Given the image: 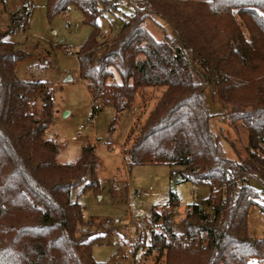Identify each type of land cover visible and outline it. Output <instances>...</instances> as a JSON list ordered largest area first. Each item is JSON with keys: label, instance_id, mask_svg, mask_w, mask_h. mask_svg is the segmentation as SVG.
I'll list each match as a JSON object with an SVG mask.
<instances>
[{"label": "trees", "instance_id": "trees-1", "mask_svg": "<svg viewBox=\"0 0 264 264\" xmlns=\"http://www.w3.org/2000/svg\"><path fill=\"white\" fill-rule=\"evenodd\" d=\"M119 2L48 0V12L74 5L93 26L78 58L94 103L105 99L120 113L140 90L165 88L126 146V164L181 166L183 181L211 188L205 204L212 214L193 204L182 219L185 241L171 226L177 195L170 194L169 213L152 211L166 230L153 233L146 254H166V264H264V238L248 231L251 207L264 211L251 185L257 178L264 186V0H135L134 13L105 40L108 31L98 29V19ZM25 11L13 13L9 30L0 31V264H110L93 258L92 247L104 236H92L88 228L95 224L84 220L82 204L71 197L88 174L87 186H99L94 146H84L75 162H58L59 149L46 138L54 120L52 92L43 81L16 77L27 52L5 36L25 25ZM148 11L173 25L175 41L158 40L144 27ZM116 75L120 82L112 80ZM206 84L218 88L229 118L246 125L247 160L224 154L210 125ZM255 85L252 99L242 100V88ZM81 225L86 229L78 233Z\"/></svg>", "mask_w": 264, "mask_h": 264}, {"label": "rangeland", "instance_id": "rangeland-1", "mask_svg": "<svg viewBox=\"0 0 264 264\" xmlns=\"http://www.w3.org/2000/svg\"><path fill=\"white\" fill-rule=\"evenodd\" d=\"M135 3V0H120L116 11L105 12L98 19V29L103 33L108 31L105 40L117 34L123 20L134 13ZM24 9L28 18L24 19L25 25L22 23L21 28L6 34L5 39L27 52L17 64L16 77L43 81L52 92L54 120L46 131V138L59 149L57 161L75 162L84 146L91 144L95 148L98 188L87 186L91 179L88 174L71 192L72 200L84 208V220L95 224L88 228L92 236H104L93 245V258L110 264H166V254L157 251L146 254L153 233L166 230L163 218L154 221L152 211L157 209L163 216L169 213L170 194L177 195L179 205L171 213V226L181 241L186 238L182 219L193 204L203 206L210 214L212 211L205 204L211 193L210 186L183 181L181 166H128L124 159L126 146L133 141L165 88L140 90L136 99L120 113L105 99L94 103L79 68V52L94 32L93 26L85 22L82 10L71 5L64 12L50 15L48 0H0V31H8L11 15ZM144 27L158 40L176 39L173 25L151 11L147 12ZM112 80L120 82V76ZM256 86L242 88L240 98L252 99L257 93ZM205 95L210 125L224 154L236 161L247 160L249 132L246 125L242 120L234 122L229 118L217 87L206 84ZM42 104L40 96L36 102L39 112ZM132 129L135 133L128 139ZM4 183L0 181V186ZM251 185L261 193L259 202L264 205L263 184L254 178ZM84 228L86 226H79L78 233ZM107 229L110 230L108 235ZM248 231L252 238H264V211L258 205L250 209Z\"/></svg>", "mask_w": 264, "mask_h": 264}]
</instances>
